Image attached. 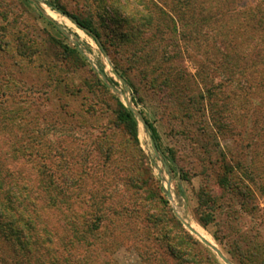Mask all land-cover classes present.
Returning a JSON list of instances; mask_svg holds the SVG:
<instances>
[{
	"label": "rangeland",
	"instance_id": "obj_1",
	"mask_svg": "<svg viewBox=\"0 0 264 264\" xmlns=\"http://www.w3.org/2000/svg\"><path fill=\"white\" fill-rule=\"evenodd\" d=\"M129 100L159 150L135 113L137 140L119 121ZM0 158L82 194L42 199L60 243L16 257L0 240L6 264H225L176 213L233 264H264V0H0Z\"/></svg>",
	"mask_w": 264,
	"mask_h": 264
},
{
	"label": "trees",
	"instance_id": "obj_2",
	"mask_svg": "<svg viewBox=\"0 0 264 264\" xmlns=\"http://www.w3.org/2000/svg\"><path fill=\"white\" fill-rule=\"evenodd\" d=\"M48 6L51 9L71 18L76 25L87 32V34H89L98 44H101L102 36L93 27L91 22L82 21L74 16H71L63 9L55 7L51 3H48ZM50 24L54 25L52 22H50ZM74 53L77 52L74 51ZM116 72L117 75L121 76L122 73H120L118 69ZM101 73L104 74L103 69H101ZM118 107L119 121L126 127L131 136L137 140L138 123L134 117V114L121 102H118ZM145 121L147 123V131L150 134L154 147L156 150H159L161 148L159 131L153 123L147 119H145ZM1 160L2 159L0 158V240H2L6 246L12 250V254H14L16 257H18L20 254L30 256L34 251H50V249L47 248L45 242L47 241L48 243L51 240L52 244L53 238L55 239L58 236H55L54 230L50 228L44 221L40 212L39 202L42 199H45L46 203H48L50 207H56V209H60L62 206L69 204V200L73 198H79L82 194L79 193V195L75 196L76 194H73V192L70 191L67 183L69 181L66 180L68 178H65L66 175H64L63 179L65 178L64 185H66L65 187H67V189H61L57 187V189H54L51 187L45 189V192H42L37 188L35 189L34 186L28 187L23 180H13L10 172L5 170ZM58 176L50 175V184H52V182H57L58 179H55ZM68 177L73 178L75 177V174H68ZM59 178H62V176L60 175ZM96 197L97 196L94 195V198ZM70 224H72V226H70L71 228L69 229L70 232L65 236L68 238L71 237L70 240L73 241L74 244L76 243L77 247L82 246V243L86 242V245H84L86 247L87 241L78 240L74 234L76 231L78 232L79 229L74 227L75 225L73 223ZM84 224L90 231L94 229L99 230V225L95 226L90 222H86ZM203 226L207 228L208 225L203 224ZM182 234L183 245H185L187 241H190L197 248H201L203 246L198 240L193 239L189 233L185 232V230H182ZM81 237L83 239L85 238L84 236ZM58 240L60 243V236L58 237ZM89 246L86 248H89ZM176 250V248L171 249L172 254L177 255ZM57 263L68 264V261L65 260L62 262H54V264ZM0 264H6V260L2 257L0 258ZM38 264H52V262L43 261L39 262Z\"/></svg>",
	"mask_w": 264,
	"mask_h": 264
},
{
	"label": "water",
	"instance_id": "obj_3",
	"mask_svg": "<svg viewBox=\"0 0 264 264\" xmlns=\"http://www.w3.org/2000/svg\"><path fill=\"white\" fill-rule=\"evenodd\" d=\"M75 44H77V42H75ZM99 73L101 74V76L103 77V79L105 81H108L107 77L101 73V71L99 70ZM119 95H122L121 91H117L116 89H114ZM127 104L129 106V110L133 113H135L137 119L143 124V126L147 129V123L145 121V119L142 117L141 113H139L135 107L133 106V102L132 100H129V102L127 101ZM168 197L170 200H172V195L171 193H168ZM176 216L181 220V222L183 223V225L193 234L195 235L203 244H205L207 247H209L210 249H212L220 258L221 260L225 263V264H233L224 254L223 252L218 249L215 245H211L209 242H207L205 239H203L201 236H199V234H197L192 228L191 226H189V224L180 218L179 214L176 213Z\"/></svg>",
	"mask_w": 264,
	"mask_h": 264
},
{
	"label": "bare ground",
	"instance_id": "obj_4",
	"mask_svg": "<svg viewBox=\"0 0 264 264\" xmlns=\"http://www.w3.org/2000/svg\"><path fill=\"white\" fill-rule=\"evenodd\" d=\"M53 15V14H52ZM191 224V223H190ZM193 227V228H192ZM192 229L199 234V236H201L203 239H205L207 242H211L210 241V236L207 235V233L205 232V230L203 228H201L199 225L197 224H192Z\"/></svg>",
	"mask_w": 264,
	"mask_h": 264
}]
</instances>
